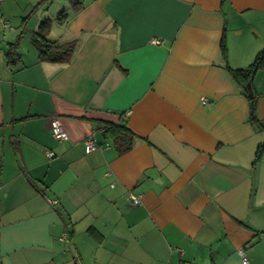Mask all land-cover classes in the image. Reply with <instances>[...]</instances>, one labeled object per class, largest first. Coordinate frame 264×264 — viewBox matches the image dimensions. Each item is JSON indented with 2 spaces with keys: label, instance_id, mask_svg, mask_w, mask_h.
<instances>
[{
  "label": "crops",
  "instance_id": "0c3cea01",
  "mask_svg": "<svg viewBox=\"0 0 264 264\" xmlns=\"http://www.w3.org/2000/svg\"><path fill=\"white\" fill-rule=\"evenodd\" d=\"M60 1L0 0V264H264V67L258 122L229 70L264 48V0ZM44 20L69 62L40 61Z\"/></svg>",
  "mask_w": 264,
  "mask_h": 264
},
{
  "label": "trees",
  "instance_id": "16d2710c",
  "mask_svg": "<svg viewBox=\"0 0 264 264\" xmlns=\"http://www.w3.org/2000/svg\"><path fill=\"white\" fill-rule=\"evenodd\" d=\"M50 0H44V3H48ZM71 7L74 12L80 11L84 5L83 0H71ZM67 14L63 11L59 13L58 22L63 23L67 19ZM51 22L44 20L41 22L37 32L32 36V41L38 50L39 59L42 62L60 63L64 64L71 60L75 48L76 42H70L67 44H61L57 41H51L48 39V33L50 30ZM13 54H15L13 52ZM264 67V48L256 55L253 63L246 69H229L233 78L241 86L243 93L249 99L251 105V118L253 121L258 122L256 116V103L257 94L254 92L250 82L256 75V73ZM104 134H107L114 141L116 148L120 154L129 151L133 145L134 134L127 129L124 125H107L104 128ZM263 145L257 150L255 161H258L262 153Z\"/></svg>",
  "mask_w": 264,
  "mask_h": 264
},
{
  "label": "built area",
  "instance_id": "2783aa9c",
  "mask_svg": "<svg viewBox=\"0 0 264 264\" xmlns=\"http://www.w3.org/2000/svg\"><path fill=\"white\" fill-rule=\"evenodd\" d=\"M154 44H158V41L157 40H153L152 41ZM204 103L207 102L206 99L203 100ZM51 130H52V134H53V137L58 140V141H66L68 140V135L67 133L65 132L61 122H60V119L59 118H54L51 120ZM98 147V144H97V141L94 137V135H90L86 138L85 140V151L86 153H91L93 152L96 148ZM47 157L48 158H53L54 157V153L53 152H47ZM131 197V201H132V204L134 206H137L139 205L141 202H140V198L137 197V196H130ZM66 237L63 236L61 238V240H65ZM239 255L242 259V264H249V261L248 259L245 257V254H244V250L241 249L239 250ZM180 264H187L185 262H182Z\"/></svg>",
  "mask_w": 264,
  "mask_h": 264
},
{
  "label": "rangeland",
  "instance_id": "374dc122",
  "mask_svg": "<svg viewBox=\"0 0 264 264\" xmlns=\"http://www.w3.org/2000/svg\"><path fill=\"white\" fill-rule=\"evenodd\" d=\"M60 2H63V0H61ZM60 7H61V8H59L58 10H57V9H54V10L51 12L52 17L54 16L53 19H56L58 13L61 12L62 10L69 11V9H70L69 4H65V3H62ZM53 12H54V14H53Z\"/></svg>",
  "mask_w": 264,
  "mask_h": 264
}]
</instances>
